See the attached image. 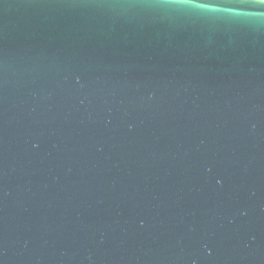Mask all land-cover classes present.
<instances>
[{
    "label": "water",
    "instance_id": "obj_1",
    "mask_svg": "<svg viewBox=\"0 0 264 264\" xmlns=\"http://www.w3.org/2000/svg\"><path fill=\"white\" fill-rule=\"evenodd\" d=\"M0 264H264V2L0 0Z\"/></svg>",
    "mask_w": 264,
    "mask_h": 264
},
{
    "label": "snow or ice",
    "instance_id": "obj_2",
    "mask_svg": "<svg viewBox=\"0 0 264 264\" xmlns=\"http://www.w3.org/2000/svg\"><path fill=\"white\" fill-rule=\"evenodd\" d=\"M262 2H264V0H262Z\"/></svg>",
    "mask_w": 264,
    "mask_h": 264
}]
</instances>
